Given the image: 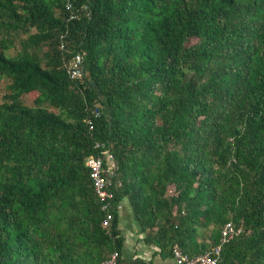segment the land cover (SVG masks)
Instances as JSON below:
<instances>
[{"label":"trees","instance_id":"trees-1","mask_svg":"<svg viewBox=\"0 0 264 264\" xmlns=\"http://www.w3.org/2000/svg\"><path fill=\"white\" fill-rule=\"evenodd\" d=\"M4 78L0 264H101L124 199L163 254L232 221L218 264H264V0H0ZM105 152L108 227L86 165Z\"/></svg>","mask_w":264,"mask_h":264},{"label":"built area","instance_id":"built-area-1","mask_svg":"<svg viewBox=\"0 0 264 264\" xmlns=\"http://www.w3.org/2000/svg\"><path fill=\"white\" fill-rule=\"evenodd\" d=\"M68 7H71L70 3L68 4ZM81 61L82 57L79 54L76 57H73L69 63V72H71L73 78L82 76L83 71L81 68ZM105 153V157L89 155L86 158V165L90 168L95 193L102 203V209L106 212V218L104 219L103 224L108 227L114 217L110 210L112 206L111 200L114 197V194L111 191V177L115 175L116 163H110L109 158L114 161V157L109 152ZM242 231V226L229 221L223 226L220 244L205 253L192 256L184 253L180 246L176 244L173 249L174 264H218L221 259L222 246ZM101 264H122L121 252L119 250L113 251Z\"/></svg>","mask_w":264,"mask_h":264},{"label":"crops","instance_id":"crops-1","mask_svg":"<svg viewBox=\"0 0 264 264\" xmlns=\"http://www.w3.org/2000/svg\"><path fill=\"white\" fill-rule=\"evenodd\" d=\"M128 200L119 204V228L124 238L121 250L122 264H174L173 255L162 253L160 247L146 241V234L141 231V224L133 210V214L126 216L125 208H129ZM131 208V207H130ZM132 209V208H131Z\"/></svg>","mask_w":264,"mask_h":264},{"label":"rangeland","instance_id":"rangeland-1","mask_svg":"<svg viewBox=\"0 0 264 264\" xmlns=\"http://www.w3.org/2000/svg\"><path fill=\"white\" fill-rule=\"evenodd\" d=\"M12 55L16 54L17 53V49H12L11 52H10ZM10 83V80L7 79V78H4L1 82H0V101L1 102H4L6 101L7 99H5V95L8 93V84ZM37 96V93L36 92H33V93H30V94H27V95H24L23 96V102L28 105V106H33L34 105V99L35 97ZM109 162L112 163V162H116L115 161V158H114V161H112L111 158H109ZM169 194H172L173 192V187H171ZM128 205L130 206V204L128 203ZM131 207V206H130ZM125 208L124 209V212L126 211V216L129 217V215L133 214V208Z\"/></svg>","mask_w":264,"mask_h":264}]
</instances>
